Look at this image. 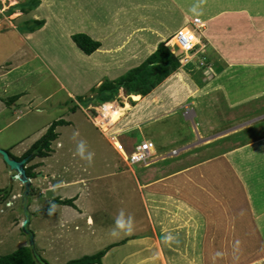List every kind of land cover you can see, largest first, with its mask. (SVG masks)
<instances>
[{
	"label": "rangeland",
	"instance_id": "1",
	"mask_svg": "<svg viewBox=\"0 0 264 264\" xmlns=\"http://www.w3.org/2000/svg\"><path fill=\"white\" fill-rule=\"evenodd\" d=\"M10 1L11 0H3L2 2L0 0V9L6 10L1 17L3 18L5 16V18L8 19V21H12L15 26L18 25L17 23H19L20 27L24 26L27 23L22 22L24 21L25 16L20 18V22H16L17 19L15 17L18 14H14V12L17 11L16 6L21 7L23 10L22 4L28 0H25L24 2L23 0H19L18 5H15L8 11L7 7L10 6ZM39 1L40 4L35 9L43 7L42 9H45V11L48 12L49 8H52V11H57L52 17L56 15V19L62 21L60 24L61 29L57 30L62 36L61 34H56L53 30L54 26L52 27V25H50V29L44 33L47 37L46 45H48V47L46 53L48 57H62L65 63L71 59L73 64L67 63L70 66L75 65L73 57H87L71 37L72 34H78V30H80V27L77 29L72 27L76 22V17H72V14L69 11V4L73 0H45L46 3H44V0ZM177 1L182 5L188 4L187 2H184L187 0ZM190 1V7L195 11L189 13V17L192 21L185 20L187 24L183 26L185 27L183 30L195 34V48L190 53L184 52L177 56L180 59L181 67L176 73L181 72L176 77H173L176 75V73H174L171 75L173 78L169 77L170 79L168 78L161 84L163 85V88L160 95L161 99L158 101V104H156V102L149 103L146 101L151 95H148L146 99L141 101H135L129 96H123L124 98H121L120 95L118 97L119 100L117 99V104L119 106H123L124 100H129L130 103L134 105L131 109L130 115L132 117L140 116L145 111L147 112L154 108L155 105H165L166 102L171 101L176 97L188 100L187 102L185 101L186 106L176 109H172L170 106L168 108L162 106L161 108H165L167 111H157L158 113L155 114V117L157 116L158 119L153 118L151 121H146L140 129L135 128H138L139 125L142 124V121L136 120L134 123H130V126L134 127L132 128L134 130L123 132L118 136L119 141L125 148V155L124 152L118 150V143L116 141L110 144L102 134V132L104 134L108 133L104 132L102 128L95 124L98 129L102 130V132H100V130L92 124L91 119L95 122L101 115V108L99 105H93V107L90 108V119L85 113V110H87V104L82 102L80 105L82 98H89L90 95L88 91H84L83 93L79 91L80 95L76 99L68 98L65 91L58 92L50 98L45 99L51 94L52 89L58 87L54 79L49 75V72L45 69L44 72L42 71V76H47L46 86L38 90L37 93L31 92L30 96L25 98L21 102L22 104L17 107L16 110L18 111L16 115H13L15 111L8 112L10 117L7 123L12 121L13 123L6 128L5 131L0 132V146L3 149L7 146L9 148L10 145L13 146L16 144L18 151L33 146L39 138L41 139L42 136L45 135L50 127L47 129L45 128L49 126V124L60 119L68 122L73 121V126L63 127L59 130L61 133L59 141L63 146L58 147V141L52 143L53 151L51 156H59L60 161L58 159V164H54V168L50 171L45 170V173L49 172L48 174H45L42 171V167L46 165L43 161L45 159L38 157L39 159L36 158L27 164V167L37 165V168L34 170L35 173H37L34 178L36 180V185L41 183L40 176H47L45 183L42 184V188L46 187L47 189L55 191L54 193L44 195V199L36 201L37 203L32 199H34L33 196L37 195V192L41 191V188L36 187L37 191L36 189L34 190V195L30 197L29 194V196H27L25 187H21L23 184L20 181L12 180L11 174L9 173L10 169L6 166L4 160L0 162V189L7 190L5 193L0 192V256L11 254L20 247H31L33 251L37 249L39 254L48 262V264H67L72 260L80 259L84 256H91L100 251L109 249L110 247H107V244L118 238L123 240L122 242H119V244H124L126 238H123L125 237L123 235H127L126 237L129 238L128 236H131L134 230L140 226V224L136 226V221L141 219L142 213L139 210L140 206H137L139 199L132 198L135 191L132 187L134 184L133 176L131 175L129 168H126L123 162L124 160H121L120 156L122 159L124 156L130 159L134 147L140 144L143 140H147L157 154H164L162 158L164 160L168 159V161L162 163L166 166L170 165L169 163L179 161L184 156L186 158L191 156L192 162H196L197 156L195 155H198L201 152H203V156H201L200 159H204V156L205 158H209L214 154V151L212 154L209 152L210 149L214 148V145L217 147L220 146L217 150L218 152L223 151L222 153H226L234 150V153L227 155V158L224 156L222 159L220 158L221 160L214 159L206 161L203 165L187 170L185 171L186 173H184L185 175H190L191 173L198 174V170L203 167L206 174H209L216 169H218L220 174L219 181L221 187L217 189L220 194L219 198L216 196L215 198H217V200H205L209 194L206 189L209 181L203 178L199 181V184L201 185L199 190L202 192L199 196L208 204L207 206H204L202 202L196 204L201 212L204 209V215H211V217L209 215V218L212 219L211 222L216 229L219 241L217 240V243L214 242V238L211 236L213 235V231H205L203 227H199L198 232L200 231L199 233H201V231L204 230L207 239H210L216 247L227 254L234 253L235 256H238L241 249H247L244 255H240L241 258L251 254H253V256L247 262H243L244 264L264 263V164L262 165L260 162L262 161V153L264 152V141H260L255 145H250L264 137L261 136L264 134V131H262L257 134L259 136L253 138L255 136V131L264 125V122L260 123L259 121L264 116V109L256 107L254 108L256 113L252 112L250 115L243 114L244 111H242V109L244 104L234 105L236 108L233 110L229 109L228 102L231 101V95L229 92L234 90L230 89L231 77L222 79L220 76L217 77L215 73L210 70L211 67H213L212 64L214 62L211 57H222L224 48H226L224 45L227 46L225 50L229 51V53H227L228 51L226 52V57H244L248 54L254 57H263L264 41H262V34L264 33V30H248V33H251V35H249L251 39L250 41L245 40L246 35H244L241 40H236L235 35H233L231 39L229 38V43L225 42L222 44L219 39L221 31H218L216 35L214 34L217 40H207L203 37L204 30H207V26H204L203 24L205 23L204 20H207V18L215 19L219 15L218 19L220 23H218L217 26L219 28H221L222 25L231 27L232 24L230 20L223 18L224 14L220 13L221 8L214 7L218 9L219 12L209 10V12L200 13L198 8L200 5L196 4L197 2L195 0ZM121 7L122 6L119 5L118 9L114 12L111 11V13H109V10H106L105 12L100 13V16L97 14H94V16L89 14V19H85V23L80 22L78 24H86L88 27H84L85 31L97 32L98 34L103 35L102 37H99L102 40L107 38L112 40L110 42V48L108 47V49L103 51L105 55H100V57H131V53H134L136 57H147L152 53L151 50L154 48L153 46L156 42L155 37L157 33L149 28V24L147 23V21H149L148 19L137 21L138 17L134 13L129 11L125 13L123 10L121 11ZM157 19L159 20V23H156V25L158 28H162L166 24L165 19L161 21L159 18ZM51 21L55 25H58L57 20L52 18ZM226 22H230V24L226 25ZM9 24L10 23H8V25ZM138 26H142L141 30ZM9 27L12 26L9 25ZM148 28L149 35H146ZM181 29L182 28L172 30V33H170L171 36L167 41L171 38L176 39L177 33ZM222 31H226L228 34H230V32H236L231 31V29H223ZM237 35L241 38L239 33ZM234 41L235 43H233V45H235V48L232 46V42ZM139 42H148V44L146 43L145 45L142 44V46H139ZM175 42H177V39ZM215 43H217V45H215ZM168 47L173 49V44L169 43ZM208 57H210V60ZM206 58L209 60L208 62L205 61ZM76 62L78 65L77 60ZM221 67V65L219 67L217 66L216 71L220 70ZM19 73L24 74L23 69L20 70ZM25 81L23 83L27 84L29 79H27L26 82ZM82 84L84 87L88 86V79H84ZM260 85L264 84L262 83ZM222 89H224V91L226 89L228 92L226 96L222 93ZM31 97H36V99L33 105L29 106L27 100L31 99ZM15 100L16 98H14L13 101ZM255 104H251V107H254ZM38 105H41V107L44 108V111L41 114L36 111ZM166 105H168V103ZM76 107L77 111L73 113L72 109ZM186 111L188 113L187 117ZM232 112L235 113V116L238 114V120H229ZM255 117H258L256 118V121L249 124L246 123ZM4 121L5 118L4 120L0 119V124L2 126H4ZM202 128L204 130H201ZM41 129H44L43 135H40V137L37 138L38 131ZM33 130V133L37 132L32 137H27ZM77 132L79 135L74 137L73 134ZM215 132L216 134H214ZM214 135L220 136L217 140L216 138L213 139V141L210 140ZM192 138L196 139L194 142V144L197 143L196 145L186 150L173 149L182 148V140ZM172 140L175 142L171 145L170 142ZM81 141L84 142V158L77 154V147ZM172 149L173 151L171 152ZM169 152L171 153L168 154ZM15 153L16 152H14V154ZM89 153L93 154L91 162L87 159ZM255 153L257 154L253 158ZM243 154H250L249 156L251 158H247L248 156H242ZM180 155L183 156L181 157ZM177 157L179 158L176 159ZM127 158H124L125 161ZM154 158L153 154L151 160L152 163L158 157ZM228 160L229 163H231L230 166H233L237 171V176L234 175L237 178V181L234 180L233 177L228 179L231 182L228 181L225 177V170H221V164L224 166V163H227ZM52 162L53 160L50 164ZM183 164H186V162ZM206 165L208 166L207 168H205ZM3 167L5 169H3ZM132 168L139 173V175L146 173L143 164L133 165ZM234 168L231 169L234 170ZM199 172L202 171L200 170ZM99 174H102L104 177L102 176L97 180L90 179L92 175L97 177ZM229 174H231V172H229ZM124 176H129L132 180L129 182V178L125 179ZM160 176L164 175L161 173ZM80 177L87 179L88 183L82 184V182H80L76 185L70 184V182L74 183L79 181L80 179L78 178ZM48 179H53L52 183L55 184L56 182L58 186L61 185L64 189L51 188V182H49ZM56 184L55 186H57ZM69 184L70 186L65 188ZM233 184H239L241 190L239 188L234 189ZM77 187H80L84 192H90L91 201L89 206L92 211L84 214L82 217L76 218L74 221L72 220L71 222H68L67 225L62 226L60 223L61 219L59 218L63 215H68V219L70 220L73 213H68L69 211L65 212L62 210V207L55 203V199L62 197L61 195L64 194H66L64 198L69 197L74 193V190ZM155 191L156 190L151 191V188L147 191V204H145L147 205V208L145 207L147 214V209H150L148 201L151 200L150 197ZM191 193L193 194L192 191ZM222 201H224L225 204ZM33 202L40 205L41 208L44 207L43 209L45 210L43 211L47 213H51L52 210L53 213H56V216L53 217V215L50 214V217L44 213L43 215H28L27 213H30L29 207ZM226 202H228L227 205ZM27 204H29V206H27ZM38 207L39 206H36V208ZM73 208H76V206ZM222 208L224 213L222 214V218L219 217V214L212 217ZM121 210H123L125 218L128 216L133 218V224L130 231L127 229L121 230L116 228V218ZM90 214L95 220L93 226L87 224V216ZM147 218L149 229L146 231L152 232L153 235H155V238L159 241L162 240L159 234L157 235L155 233L149 215ZM26 220H28V223L26 225V230H24L23 224ZM158 222L162 223L161 220H158ZM159 223L158 225L162 227V233L164 232L168 234L169 231H173L172 237H174L169 238L170 242L174 239L175 243L178 244L177 247L181 249V246L185 241V238L182 235L188 232L182 229L181 224L174 227H163ZM203 224H205V222ZM76 226H78V229H75ZM138 230L139 229H137V231ZM115 232L117 233L116 235L122 237L109 239L108 235ZM31 233L34 235V245L31 243ZM175 243L171 242V245H176ZM168 246H170V244ZM193 246L195 247L197 244ZM256 247L260 248L257 249ZM166 253L168 255H166ZM164 254L170 261H173V258L177 253L172 255L171 250H168V252H165ZM241 258H239V260Z\"/></svg>",
	"mask_w": 264,
	"mask_h": 264
},
{
	"label": "crops",
	"instance_id": "2",
	"mask_svg": "<svg viewBox=\"0 0 264 264\" xmlns=\"http://www.w3.org/2000/svg\"><path fill=\"white\" fill-rule=\"evenodd\" d=\"M1 1L3 2V0ZM24 1L25 0H23V2ZM195 1L197 2L196 4L200 5L198 7L200 13L209 12V10H215V12H219L218 9L214 7L221 8L220 13L224 14L223 18L230 20L232 24L231 27L222 25V27L219 28L217 27L218 23H220L218 19L219 15L215 19L207 18V20H204L205 21L204 26L205 25L207 26V30H204V36H203L207 40H212V39L217 40L215 38L216 37L215 35L218 31H221L219 39L221 40L222 44H224L225 42L229 43L228 42L229 38L231 39L233 35H235L236 40H241L242 37L246 35L245 40L250 41L251 39L249 35H251V33H248V30H252V31L253 29L264 30V0H195ZM177 2H178L177 0H169V1L168 0H97V1L73 0L71 1V3L69 4V11L72 14V17H76L75 20L77 22V23L75 22L76 24L74 23V26L72 27L76 29L80 27V30H78L79 33H85L94 40L101 42L102 44L100 49H98L90 56L85 54L87 57H73L75 61V65L72 66L69 65V64H73L71 59H69L65 63L62 57H50V56L48 57L46 53L48 45H46L47 37L44 35V33L50 29L51 27L50 25H52V27L54 26L53 30L56 32L57 35L61 34L58 33L57 30L61 29L60 24L62 23V21L56 19V15L52 17L53 14H56L57 12L56 10L52 11V8H49V11L46 12L45 9H42L43 7L41 8L38 7L37 9L30 11L29 13H24L23 12L24 10H22L21 7L17 6L16 7L17 11L15 10L16 12H14V14H18L15 17L18 20V21L16 20V22H20L21 21L20 18L22 16H25L24 21L22 22H28L32 20H40V21L44 20L45 22L44 26L41 29L35 30L34 32H27L26 30L25 31L23 30L25 25L21 26L22 27L21 28L19 23H17L18 25L15 26L13 25V22L8 21V19H6L5 16L2 18L1 16L4 15L6 10L0 9V119L4 120L5 118L4 121L5 123L3 124L4 126L0 124V132L5 131L6 128H8L13 123V121L7 123L10 117L8 112L15 111L13 115H16L18 111L16 110L17 107L22 104L21 102L25 98L30 96L31 92L37 93L38 90L46 86L47 76H42V71L43 72L45 70L48 71L51 78H53L55 83L58 85V87L52 89L51 94L45 99H48L51 96L61 91H65L68 98L76 99L80 95L79 91H81V93H83L84 91H88L90 95L89 97H93L96 94L92 92L93 89H98L106 80H111V81L116 80L124 76L128 71L132 70L133 68H136L141 64H143L149 58V56H151V54H153L154 51L157 50L159 44L161 42H165V39L167 40L171 36L170 33H172V30L185 28L183 26L187 24L185 22V20H187L186 15L187 14L190 15L189 13L195 11L192 10V7H190L191 4L190 0L184 1L188 3V4L185 3L186 5H182L179 2L178 3ZM18 3L19 0H11L10 6L7 7V10L9 11L12 7L18 5ZM44 3H46L45 0ZM119 5L122 6L121 11L123 10L125 13H127V11L134 13L138 17L137 21L148 19L149 21H147V23L149 24V28L153 29L157 33L155 37L156 42L155 45L153 46L154 48L151 50L152 53L149 54L147 57H136L134 53H131V57H100V55L103 56L105 55L103 51L108 49V47L110 48V44H111L110 42L112 40L108 38L102 40L99 37H102L103 35H100L97 32L85 31L84 27H88V26L86 24H82V25L78 24L80 22L85 23V19H89L88 18L89 14H92L93 16L94 14L95 15L97 14L100 16V13H103L106 10H109L110 11L109 13H111V11L114 12L115 10H117ZM160 15L165 17H162ZM52 18L58 21V25L56 24L57 26L54 23H52L51 21ZM157 18H159L160 21L164 19L166 21V24L162 28L159 27L160 29L156 25V23H159V20ZM230 22H226L225 24L229 25ZM8 23H10L9 25H11L12 27H9ZM141 27L142 26H138L140 30ZM149 28L148 31H146L145 29L147 33V34L145 33L146 35H149L148 34ZM213 28L215 31L209 32V30ZM223 29H231V31H236V32H230V34H228L226 33V31H222ZM238 33L241 35V38L239 37V35H237ZM72 36L73 34L71 35V37ZM259 36H260V32H259ZM235 41L232 42V46H234L233 48H235V45H233ZM262 41H264V33L262 34ZM139 43H140L139 46H142V44L145 45L146 43L148 44V42L146 43L139 42ZM215 45H217V43H215ZM224 46L227 48L226 45ZM226 48H224L222 57H211L212 61L214 62L212 64L213 67H211L210 70H212V72H214L217 77L220 76V78L222 79L231 77L230 89H234V90L232 92H229L231 95V101L228 102L229 109L233 110L234 108H236V106L234 105L244 104L242 111H244L243 114H247V115H250L252 112L256 113L254 111V108L256 107H259L260 109L262 108L264 109V85H260L262 83L264 84V56L254 57L251 56L250 54L248 55L244 54L246 55L244 57H226V52L228 51L225 50ZM227 53H229V51ZM208 58L210 60V57ZM76 60L78 61V65ZM209 60H207V58L205 59L206 62H208ZM220 65L222 66L221 69L216 71V67L217 66L219 67ZM22 69L24 74L19 73V71ZM27 79H29V81L27 82V84H24L23 82L25 80L27 81ZM84 79H88L89 82L88 86L84 87V85L82 84ZM162 83H164V81ZM161 84L153 88L151 92L145 96L140 94H129V92H127L125 88H122L119 91L116 98L110 102L117 104L119 100L118 99L119 95L121 96V98H123V96H129L131 98V96L133 97V95H140V97L143 98L142 100L146 99L148 95H151L146 101L149 103L156 102V104H158V101H160L161 99L160 95L162 92L161 90L163 88V85ZM222 90H223L222 93L224 94V96H226L228 92L226 91V89L225 91L224 89ZM14 98H16V100L11 101L10 103L11 105L7 104L8 100L10 101L11 99ZM35 99L36 97H31V99L27 100V104H29V106L33 105ZM82 99L83 101L80 102V105L82 104V102L87 104L86 106L87 110H85V113L89 119H90L89 110L90 108L93 107V105L94 106L99 105L100 108H103V106L105 107L108 105V104L97 103L95 101V98H93L92 100L87 97L86 99L85 98ZM185 101L187 102L188 100H186L185 98L183 99L180 97H176L173 100L166 102L165 105H158V106L155 105L154 108H152L147 112L145 111L144 113H142L140 116L137 117L130 116L131 115V111H130L128 112V114L125 116L124 119H122L115 126L112 127L113 128L112 131L109 132L108 134H104L101 129H98L95 126V122L92 121V119L91 122L94 125V127H96L98 130H100V132H102V134L110 144L116 141L118 144L123 145L119 141L118 136L123 132L134 130L132 129L134 127H131L130 123H134L136 120L142 121L141 122L142 124H140L138 128H135V129H140V127L144 125L146 121L149 120L151 121L153 118L158 119L157 116L155 117L156 113L161 111L166 112L167 110H165V108H168L169 106L172 109L182 108L186 106ZM128 103L133 108L134 105H132L129 100ZM167 103L168 105H166ZM251 104H255L254 107H251ZM162 106L165 108H161ZM36 111L39 114H41L44 111V108L41 107V105H38L36 107ZM72 111L73 113H75L77 111V107L73 108ZM187 114L188 113L186 111V117ZM238 118H239L238 114L237 116H235V113L232 112V115L229 117V120H235V119L238 120ZM256 118L258 117H255L251 119V121H248L246 123L247 124L251 122L253 123L254 121H256ZM64 121L67 124L57 127L56 130L59 137L61 135L59 131L60 129L67 126L69 127L73 126V121H69V122L66 120ZM259 121L260 123L264 122V116ZM53 123L49 124V126H47L45 129L50 127ZM260 123H256V124H260ZM34 130L31 131V133L27 137H32L37 132L36 131L35 133H33ZM201 130L204 129L202 128ZM262 131H264V125L260 127L257 131H255L254 134L255 136L253 138L259 136L257 134H259ZM43 132L44 129L39 130L37 138L40 137V135H43ZM214 134H216V132ZM219 136L214 135L212 138H210V140L213 141V139L215 138L217 140ZM261 136H264V134ZM59 137L56 141L59 142L57 143L59 144L58 147H61L63 146V144L59 141ZM195 140H196L195 138L183 139L182 140L183 147L180 149H175V148L173 149L186 150L197 144V143L194 144ZM143 141H147V140H143ZM260 141H264V137L258 139L257 141H255L250 145H255ZM174 142L175 141L172 140L170 144L172 145V143ZM31 147L18 151L16 144L13 146L10 145L9 148L7 146L5 149L8 150L11 154L13 153L12 155H14L15 157L20 158L25 153H27ZM218 148H220V146L217 147L214 145V148L210 149L209 151L210 154H212L213 151L214 154H212L209 158L208 157L205 158L204 156V159H200V157L203 156V152H201L198 155H195L197 156L196 157L197 161L192 162L191 156L186 158L185 156L182 157L183 155H180L182 159L176 162L169 163L170 165L168 166L162 164L168 161V159L164 160L162 158L164 154L159 155L153 149L152 153L154 154V157L155 158L158 157V158L154 160L153 163L151 162L152 164L148 166L143 165L146 173H142L141 175H139V173L134 171V169L132 168L133 165L129 164L127 160L125 161V159L127 158L126 156L123 155L125 159L124 158L122 159V157L120 156L121 160H124L123 162L126 168H129V170L131 171V175L133 176L134 184L132 185V187L133 189H135V191L132 198L139 199L137 206H140L139 210L141 211L142 215H141V219L136 221V226L140 224V226L137 227V229L139 230L137 231V229H135L132 235L128 236L129 238L126 237L127 235H123L125 236L123 238H126L124 244L122 243L119 244V242L123 241L121 240V238H118L107 244L108 245L107 247L110 248L107 251L106 255L103 257L102 264H231L236 262V260L238 261L239 258H241L240 255H244L247 249L245 250L241 249L242 251L239 252L238 256H235L234 253L227 254L218 247H216V245L212 243L210 239H207L204 230L201 231V233H199L200 231L198 232L199 227H203L205 231L206 230H209L210 232L213 231V235L211 236L214 238V242L217 243V240L219 241L218 239L219 237L216 232V229L211 222L212 219L209 218L210 214L204 215L205 214L204 209L201 212L200 208L196 206V204L199 202L200 203L202 202L204 206H207L208 204L206 201H204V199H202L199 196L202 194L201 190H199L201 186L199 184L200 179L202 180L203 178H205L207 179V181H209L208 186L206 187L209 194L207 195V198L205 200L208 201H213L214 199L217 200V198H215L216 196L219 198L220 194L219 191H217V189L221 187V184L219 181L220 174L218 169H216L213 172H210L209 174H206L203 170V167H201L200 170L202 169L201 170L202 172H199L198 174L191 173L190 176L184 174L186 173L185 171L203 165V163H205L206 161L220 159V158L222 159L224 156L230 155V153L231 154L234 153V150L228 151L226 153H222L223 151L218 152L217 151ZM173 149L171 150V152L173 151ZM14 152L16 153L14 154ZM171 152H169L168 154H170ZM250 154H243L242 156H248L247 158H249ZM256 154L257 153L253 155V158L254 156H256ZM51 155L49 157L41 158V159H45L43 161L46 163V165L42 167L43 169L42 171L44 173L45 170L50 171L51 169H53L54 164L58 162V159L60 161L59 156L56 155L55 157L54 156L52 157ZM178 158L179 157H177L176 159ZM263 158H264V152L262 153V161H260L262 165L264 164ZM52 160L53 162L50 164ZM171 160H175V159H171ZM1 161H3V159L0 157V162ZM184 162H186V164H183ZM230 165L231 163H229V161H227V163H224V166H222L221 164V168H222L221 170L223 169L225 170V177L227 178V180L230 177H233V179L237 181V178L234 176V175L237 176V171L233 166L231 167ZM207 167L208 166L206 165L205 168ZM231 168H234L235 171ZM3 169L5 168L3 167ZM229 172H231L232 175L229 174ZM48 173L49 172H46L45 174ZM161 173L164 176H160ZM177 173L183 175L172 179L171 177H173ZM102 176H103L102 174H99L97 177H94L92 175L90 179L97 180ZM42 177L43 176L39 177L41 178L40 180L41 183L39 185H36V180L32 179V187L36 189V191H37L36 187L41 188V191L37 192L36 196H33L34 199L32 200L34 202L39 200L41 201V199H44L43 198L44 195H47L48 193L55 192L52 191V189H47L46 187L42 188V184L45 183L47 176L43 178ZM124 178L128 179L129 176H124ZM78 179L80 180L74 183L70 182V184L76 185L80 182H82V184L88 183V180L85 179L84 177H80ZM48 180L49 182H51L50 183L51 188L54 187V189H59V188L64 189L63 187H61V185L58 186L56 182L55 184L57 186H55V184L52 183L53 179H48ZM128 180L130 182L132 179L129 178ZM70 184L67 185L65 188L69 187ZM233 185H234V189L239 188L241 190L239 184L237 185L233 184ZM21 187L24 188V185H22ZM149 188H151V191L153 190L156 191L150 197L151 200L148 201V206L150 207V209H147L148 210V214H147L145 211V207L147 205L145 204H147L146 195ZM243 190H244V186H243ZM191 191L193 192V194L191 193ZM61 196L62 197H58L57 199L65 200L69 198L70 199L74 198L75 199L74 204L76 206V208H73L70 206L58 205L62 207V210H64L65 212L69 211L68 213L71 212L73 213L70 220L68 219V215H63L59 218L61 219L60 223L62 226L67 225L68 222H71L72 220L74 221L76 218L82 217L84 216V214H87L92 211L89 206L91 201L90 192H84L83 190H81L80 187H77L74 190V193L71 194L69 197L64 198L66 194ZM34 202L31 203L29 207L30 213L35 215H43L44 213L50 216V213L43 211L45 210L43 209L44 207L41 208L40 205L35 204ZM222 202L225 204L224 201ZM227 203L228 202H226V205ZM36 206L39 207L36 208ZM217 214H219V217L222 218V214H224L223 208L219 209L212 217L217 216ZM51 215H53L54 217L56 216V213H53V211L51 210ZM148 215L150 216L151 222L153 223L152 226L154 227L155 233L157 235L159 234L162 240L159 241L157 238H155V235H153L152 232L146 231L149 229V225H148L149 222L147 218ZM158 220H161L162 223H159ZM204 222L205 224H203ZM158 223L161 224L163 227L164 226L174 227V225L179 226V224H181L182 229L188 232L184 235L181 234L185 238V241L181 246V249L177 247L178 244L175 243L174 239H172L173 241L171 242H174L176 245H171L169 238L174 237V236L172 237L173 231H169L170 235L169 232L168 234L164 232L162 233V227L158 225ZM87 224L89 226H93L95 224V220L91 214L87 216ZM75 229H78V226H76ZM116 234H117L116 232L115 234L114 233L109 234L108 238L112 239L115 237H122ZM169 244L170 246H168ZM196 244L197 246L194 247L193 245ZM168 250H171L172 255H175L177 253L174 256L173 261H170L164 254L165 252H168ZM166 255L168 254L166 253Z\"/></svg>",
	"mask_w": 264,
	"mask_h": 264
},
{
	"label": "trees",
	"instance_id": "3",
	"mask_svg": "<svg viewBox=\"0 0 264 264\" xmlns=\"http://www.w3.org/2000/svg\"><path fill=\"white\" fill-rule=\"evenodd\" d=\"M39 4V0H28L22 4L24 10L23 12L29 13L39 6ZM44 24L45 22L40 20L28 21L25 24L23 30H26L27 32H34L35 30L41 29ZM212 31H215L214 28L209 30V32ZM72 39L78 45V47L89 56L102 46L101 42L94 40L85 33L73 35ZM169 43L173 44V49L168 47ZM184 52L185 51H182L176 44L175 38H171L167 42H162L159 44L157 50L151 56H149V58L143 64L133 68L124 76L116 80H106L98 89H93L92 92L96 94L93 97H89V99L92 100L95 98L97 103L106 104L110 101H113L122 88H125L129 94H140L145 96L149 94L153 88L160 85L169 76L171 77L173 73L178 71V69L181 67V62L177 56L183 54ZM13 100L14 99H11L10 101L8 100L7 104H10ZM66 124L67 123L64 120L55 121L50 126L46 134L40 140H38L22 157H15L8 151L10 156L18 161L28 156H32L29 162L38 157H49L53 151L52 143L59 137L56 131L57 127ZM36 168L37 165L26 168L27 175L31 179L36 177L37 173L34 171ZM34 190L35 189L31 187L30 197L34 195ZM0 192L5 193L7 190H1ZM74 201L75 199H55V203L58 205H68L75 207ZM27 206H29V204H27ZM27 214L33 215L31 213ZM30 235L33 236L32 233ZM108 250L109 249L100 251L99 253L91 256H84L80 259L72 260L67 264H102V259ZM252 256L253 254L248 255L240 259L238 262H234V264L247 262ZM0 264H48V262L39 254L37 249L33 251L31 247H20L11 254L0 256Z\"/></svg>",
	"mask_w": 264,
	"mask_h": 264
},
{
	"label": "bare ground",
	"instance_id": "4",
	"mask_svg": "<svg viewBox=\"0 0 264 264\" xmlns=\"http://www.w3.org/2000/svg\"><path fill=\"white\" fill-rule=\"evenodd\" d=\"M47 6V5H46ZM186 18L188 21H192V19L189 17V15H186ZM199 21V20H198ZM184 28H182V31H184L185 33H189L186 30H183ZM71 32V31H70ZM176 44L179 46V48L184 51V49L182 48L181 44L178 41V38ZM175 39V40H176ZM167 42V40L165 41ZM161 44V43H160ZM73 50V49H72ZM130 52V51H129ZM136 58V57H135ZM134 58V59H135ZM129 72V71H128ZM181 72V71H180ZM180 72L176 73L175 76L176 77L178 74H180ZM171 77V78H173ZM179 78V76H178ZM170 79V78H169ZM180 79V78H179ZM209 90V89H208ZM155 94V93H154ZM124 98V97H123ZM131 98L135 101H141L143 98L140 97V95H133V97L131 96ZM104 107V106H103ZM132 109V107L130 106V104L128 103V100H124V106H119L116 103H110L108 104L105 108H101L100 112L101 115L100 117H98L95 121V124L98 125L100 128H102L104 130V132L109 133L112 131V127L115 126L119 121H121L122 119L125 118V116L128 114V112H130ZM135 112V111H134ZM231 154V153H230ZM227 158V156L225 157ZM229 161V160H228ZM202 170V169H201ZM181 173V172H180ZM177 173L175 174L173 177H171L172 179L181 176L183 174ZM199 173V171H198ZM190 176V175H189ZM199 178V177H198ZM171 180V179H170ZM167 181V180H166ZM212 183V182H211ZM210 185V184H209ZM189 190V189H188ZM183 195V194H182ZM168 208V207H167ZM184 213V212H183ZM254 217V216H253ZM170 218V217H169ZM167 222V221H166ZM168 225V224H167ZM175 226V225H174ZM252 226V225H251ZM259 227V226H258ZM260 229V228H259ZM197 235V234H196ZM257 248V247H256ZM242 251V250H241ZM244 252V251H243ZM244 258V257H243ZM238 259V258H237ZM242 259V258H241Z\"/></svg>",
	"mask_w": 264,
	"mask_h": 264
},
{
	"label": "built area",
	"instance_id": "5",
	"mask_svg": "<svg viewBox=\"0 0 264 264\" xmlns=\"http://www.w3.org/2000/svg\"><path fill=\"white\" fill-rule=\"evenodd\" d=\"M176 37L178 38V41L181 44L185 52L190 53L195 48V44H194L195 39H196L195 34L191 32L185 33L181 29L177 33ZM117 148L119 151L124 152V155H125V148L123 145L118 144ZM152 150H153L152 145L148 141H143L134 147L133 154L131 155L130 159L127 158V162L131 165L143 164V165L148 166L152 162L151 161L152 155H153Z\"/></svg>",
	"mask_w": 264,
	"mask_h": 264
},
{
	"label": "water",
	"instance_id": "6",
	"mask_svg": "<svg viewBox=\"0 0 264 264\" xmlns=\"http://www.w3.org/2000/svg\"><path fill=\"white\" fill-rule=\"evenodd\" d=\"M0 157L4 160L6 165L9 167L12 180L20 181L26 189V195L29 196L30 190L32 187V179L28 177L26 168L32 156H28L18 161L16 159H13L10 156V153L0 146ZM27 223H28V220H26L23 224L24 230H26ZM31 243L34 245V235L32 236Z\"/></svg>",
	"mask_w": 264,
	"mask_h": 264
},
{
	"label": "clouds",
	"instance_id": "7",
	"mask_svg": "<svg viewBox=\"0 0 264 264\" xmlns=\"http://www.w3.org/2000/svg\"><path fill=\"white\" fill-rule=\"evenodd\" d=\"M109 103H111V102H109ZM109 103H106V104H109ZM73 135L75 137V136H78L79 133L77 132V133H74ZM83 149H84V142L81 141L77 147V154L80 155L82 158H84ZM92 155H93L92 153H89L87 156V159L89 162H91ZM53 207H55V206H53ZM132 224H133V218L131 216H128L127 218H125L124 212H123V210H121L120 213L117 215V218H116V228L121 229V230L127 229L130 231Z\"/></svg>",
	"mask_w": 264,
	"mask_h": 264
}]
</instances>
